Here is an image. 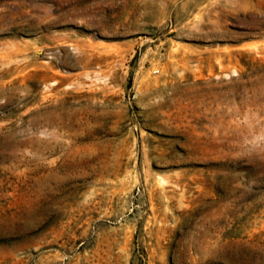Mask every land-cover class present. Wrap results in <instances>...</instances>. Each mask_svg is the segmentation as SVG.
<instances>
[{
	"label": "rangeland",
	"instance_id": "rangeland-1",
	"mask_svg": "<svg viewBox=\"0 0 264 264\" xmlns=\"http://www.w3.org/2000/svg\"><path fill=\"white\" fill-rule=\"evenodd\" d=\"M0 264H264V0H0Z\"/></svg>",
	"mask_w": 264,
	"mask_h": 264
}]
</instances>
